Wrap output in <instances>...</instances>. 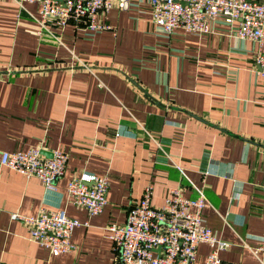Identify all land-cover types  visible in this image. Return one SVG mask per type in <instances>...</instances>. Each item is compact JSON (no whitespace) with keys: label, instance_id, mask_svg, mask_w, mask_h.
<instances>
[{"label":"crops","instance_id":"crops-1","mask_svg":"<svg viewBox=\"0 0 264 264\" xmlns=\"http://www.w3.org/2000/svg\"><path fill=\"white\" fill-rule=\"evenodd\" d=\"M24 6L0 0V152L58 148L67 160L53 189L0 166V264H112L105 226L123 222L148 183L155 206L170 187L201 189L202 218L226 244L220 258L260 264L248 246L264 244V79L253 63L264 43L221 21L165 34L148 0L111 8L110 29L92 36L66 25L38 37L36 7ZM81 172L107 178L99 213L66 199ZM40 206L86 221L71 231L73 250L50 253L9 217ZM208 251L199 243L196 261Z\"/></svg>","mask_w":264,"mask_h":264},{"label":"built area","instance_id":"built-area-1","mask_svg":"<svg viewBox=\"0 0 264 264\" xmlns=\"http://www.w3.org/2000/svg\"><path fill=\"white\" fill-rule=\"evenodd\" d=\"M19 9L25 4L36 7L37 35L50 34L51 27L72 25L87 35L110 29L108 10H125L130 0H12ZM152 23L165 34L180 29L190 34H205L209 24L221 21L230 34L239 39L264 43V4L256 0H148ZM253 63L264 79V52L256 51ZM82 67L85 68L84 65ZM87 69V68H86ZM67 155L60 149L46 157L38 147L0 152V166L25 178L35 177L45 189L64 172ZM108 182L105 175L81 172L65 186L68 202L82 206L89 215L102 211L106 203ZM264 190V184H263ZM194 197L185 196L179 186L170 187L159 206L151 204L152 184H145L140 196L127 208L124 221L105 226L117 260L112 264H235L223 260L218 251L224 241L214 235L204 222L201 210L207 198L201 189ZM10 219L23 223L27 237L52 254L67 252L75 245L70 239L74 227L86 224L70 217L65 210L40 206L34 215L12 211ZM206 243L209 251L196 261V248ZM260 264H264V244L248 246Z\"/></svg>","mask_w":264,"mask_h":264},{"label":"water","instance_id":"water-1","mask_svg":"<svg viewBox=\"0 0 264 264\" xmlns=\"http://www.w3.org/2000/svg\"><path fill=\"white\" fill-rule=\"evenodd\" d=\"M40 153H41L42 155L46 156V157H49V156H50V153H48V155H46V154L44 153V151H41V150H40Z\"/></svg>","mask_w":264,"mask_h":264}]
</instances>
